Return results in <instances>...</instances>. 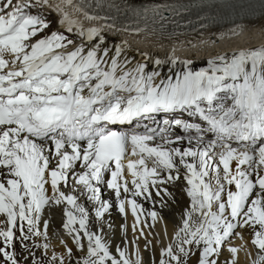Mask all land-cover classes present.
Returning <instances> with one entry per match:
<instances>
[{"label":"bare ground","instance_id":"1","mask_svg":"<svg viewBox=\"0 0 264 264\" xmlns=\"http://www.w3.org/2000/svg\"><path fill=\"white\" fill-rule=\"evenodd\" d=\"M43 2L45 8L51 5L49 0ZM69 6L82 14L76 4L69 2ZM263 31L264 15L239 21L234 27L205 28L177 38L116 28L112 36L107 35L105 46L110 55L121 56L124 71L129 72L141 66V45L191 57L209 49L221 51V45L262 41ZM243 55L252 72L255 62L264 60V45L245 50ZM167 62L163 54L156 64ZM45 88L36 87L37 96ZM28 110V105L15 101L13 121L0 125V222L5 232L23 223L33 237L30 250L38 246V254L46 253L59 264H81L80 259L89 254H105L107 264L112 260L116 264H161L168 250L176 248L189 251L183 257L187 264H264V164L253 152L246 154L245 147H238L244 141H205L201 137L206 134H198L201 130L187 129L180 135L178 127L164 124L166 129L160 134L173 138L165 137L152 146L136 144L141 153L128 147L129 160L114 162L109 169L92 165L87 139L65 138L67 129L55 124L41 129L27 118ZM198 121L200 127H209L205 119ZM94 125L110 126L105 120ZM260 139L262 144L264 139ZM210 142L218 152L207 157L214 149ZM214 179L215 183L220 179V184L210 189ZM231 194L237 199L228 204ZM208 224H214V229ZM232 225L241 233L236 229L235 238L226 239L221 252L214 255L215 241L224 238ZM63 237L67 245L62 244ZM25 255L20 257L25 260Z\"/></svg>","mask_w":264,"mask_h":264},{"label":"rangeland","instance_id":"2","mask_svg":"<svg viewBox=\"0 0 264 264\" xmlns=\"http://www.w3.org/2000/svg\"><path fill=\"white\" fill-rule=\"evenodd\" d=\"M249 34H251V33H249ZM249 34H244V35L246 36ZM109 36H112V35H109ZM221 41H223V40H221ZM233 41H230L228 43H231ZM179 51L183 52L184 50H179ZM179 51L177 50L176 52H179ZM184 52L186 53V51H184ZM194 52H196V50H194L192 53H194ZM206 140H207V138L205 139V141ZM211 146H213L214 149L210 153H208L207 157L209 155H213L214 153L218 152V151H216V146H214V145H211ZM223 149L224 150L229 149V147H225ZM207 168H208V170L210 169L208 166H207ZM218 176H220V174H218ZM211 179H212V177H211ZM219 181H220V179L218 180L217 183H215V179L211 180V183L209 186L210 189L215 188V184H218ZM226 181H229V179L227 178ZM229 182H231V181H229ZM222 197H223V195L220 196V200L222 199ZM225 214H227V213H225ZM236 221H238V220H236ZM222 222H224V219H223V221L219 222L220 224L218 223L215 226L219 227ZM1 224H2V222H0V264H59V262L57 260L51 258V256H48L46 253H44V254L42 253V256H41V254H38L35 250L36 247H38V246H34L35 248L30 250V246L28 244L33 242V237L29 235L30 232L26 230L27 228H25L26 226L23 223L21 224L19 222L18 224L14 225L12 227V229L8 228L10 230L9 232L8 231L5 232L4 231L5 228ZM208 226L211 227V229H214V224H208ZM231 228H232V230L229 233H227V235L224 236V238H221V240L215 241L218 249L217 250H216V248L213 249L214 255H217L219 252H221L220 250L223 249V244L226 243V239H228L227 241L230 242L232 240V238L235 236V232H237L239 230L238 232L241 233V229H239L238 226L232 225ZM236 229H237V231H236ZM69 236H71V238L73 240H75L74 236H72L71 234H69ZM211 239H212V237H211ZM62 244L67 245V242L65 241V237H63V239H62ZM187 251L188 250H183L182 248L181 249L176 248L175 250L171 249V253H166V254H167V256L171 255L170 257L174 258V260H173L174 262L173 263L168 262V260L166 259V262H162L161 264H187L188 263L187 260L186 261L184 260L187 255L183 256L184 259L182 256H180L182 253H185ZM22 253L26 254L25 260H23L20 257V255ZM79 257H82V256H79ZM42 259H44V260H42ZM75 259H77V258H75ZM81 260H83V261H81ZM80 261H81V264H107L108 259L106 258L105 254H103L102 256L98 255V254L97 255L89 254V255H84L83 258L80 259ZM111 264H116V261L112 260Z\"/></svg>","mask_w":264,"mask_h":264}]
</instances>
